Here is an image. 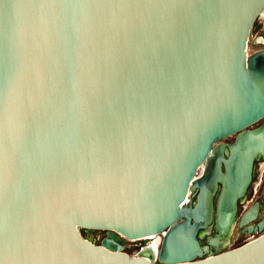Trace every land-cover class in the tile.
I'll return each instance as SVG.
<instances>
[{
	"label": "water",
	"instance_id": "obj_1",
	"mask_svg": "<svg viewBox=\"0 0 264 264\" xmlns=\"http://www.w3.org/2000/svg\"><path fill=\"white\" fill-rule=\"evenodd\" d=\"M263 9L0 0V264H264Z\"/></svg>",
	"mask_w": 264,
	"mask_h": 264
},
{
	"label": "rangeland",
	"instance_id": "obj_2",
	"mask_svg": "<svg viewBox=\"0 0 264 264\" xmlns=\"http://www.w3.org/2000/svg\"><path fill=\"white\" fill-rule=\"evenodd\" d=\"M260 48H264V13H263L262 17L260 16L255 21L254 25L252 26V28L250 30L247 50H248V53H251V52H253L257 49H260ZM262 119H264V117ZM262 119H260L259 121H257L253 125L258 124ZM233 137H234V135H230V136L223 138V140L231 141L233 139ZM260 162H261V159H258L256 161V167H255L256 173H255L254 181L250 185V187L248 188L245 199L239 204V211H238L239 214L252 201H254L255 199L261 198V190H262L263 184H264V171L262 173L259 171ZM260 169L262 171V167ZM260 179H262L261 182H260ZM261 216H264V209L263 208L260 209V217ZM92 233L96 239V242H99L101 236L104 233V230L94 229ZM258 233L259 232L239 233V227L237 224H235L228 243L225 245V247H223L221 249H225V248H229V247L239 245V244L249 240L250 238L258 235ZM145 243L146 242L143 239H135L132 241H129L127 239L124 242V250L129 252L130 255H134L135 253H137L142 248V247L140 248V245L141 244L145 245Z\"/></svg>",
	"mask_w": 264,
	"mask_h": 264
},
{
	"label": "bare ground",
	"instance_id": "obj_3",
	"mask_svg": "<svg viewBox=\"0 0 264 264\" xmlns=\"http://www.w3.org/2000/svg\"><path fill=\"white\" fill-rule=\"evenodd\" d=\"M264 13V9L261 12L260 16L262 17ZM148 237V238H146ZM129 241L138 239V238H131L128 237L127 238ZM143 240H145V245L142 246V248L138 251V252H142L143 254H145L150 261H153L156 257L157 251H158V245L160 243V236L159 235H151V236H144L143 238H141ZM137 252V253H138Z\"/></svg>",
	"mask_w": 264,
	"mask_h": 264
},
{
	"label": "flooded vegetation",
	"instance_id": "obj_4",
	"mask_svg": "<svg viewBox=\"0 0 264 264\" xmlns=\"http://www.w3.org/2000/svg\"><path fill=\"white\" fill-rule=\"evenodd\" d=\"M259 159H261V162H260V165H259V171L262 173V172L264 171V156L260 157ZM255 167H256V165H255ZM261 167H262V171H261V169H260ZM255 173H256V170H255V172H254L253 181H254ZM261 180H262V179H260V182H261ZM253 181H252V183H253ZM260 182H259V183H260ZM263 190H264V184H263V188H262V190H261V198H260V201H262V192H263ZM251 203H252V202H251ZM261 208L264 209V206L262 205V206L260 207V209H261ZM142 245H143V244H141L140 247H141Z\"/></svg>",
	"mask_w": 264,
	"mask_h": 264
}]
</instances>
